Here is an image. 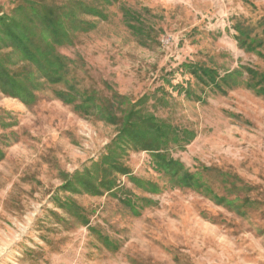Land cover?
I'll return each instance as SVG.
<instances>
[{
  "label": "rangeland",
  "instance_id": "obj_1",
  "mask_svg": "<svg viewBox=\"0 0 264 264\" xmlns=\"http://www.w3.org/2000/svg\"><path fill=\"white\" fill-rule=\"evenodd\" d=\"M250 69L264 0H0V264H264Z\"/></svg>",
  "mask_w": 264,
  "mask_h": 264
},
{
  "label": "trees",
  "instance_id": "obj_2",
  "mask_svg": "<svg viewBox=\"0 0 264 264\" xmlns=\"http://www.w3.org/2000/svg\"><path fill=\"white\" fill-rule=\"evenodd\" d=\"M40 18H41L43 24H44V21L46 20L47 22H49V25L51 26V30H48L45 33L46 39H52L54 42H61V39H59V36L62 34V31H61L60 25H58V23H57L58 17L53 16V13L51 11H46V12H44V14ZM12 24H14V23H12ZM44 27H45V25H44ZM16 28H18V33L15 35L13 34V39L16 42L17 48L20 49V51H22V53L26 54L25 55L26 58H29L27 60H30L31 62H33L34 65L37 67V69L46 68V67L49 69L48 66L51 65V59H52L50 57V55L53 53L51 47L45 46L42 51H39L38 53L34 52L32 50V47H31L30 39L26 36L27 34L24 33L25 31L20 29V27H15L14 30ZM45 29H46V27H45ZM235 30L237 32V35L235 36V38L237 40L238 45L241 48H246V41H245L246 39L243 38L244 30L241 29L239 26L235 27ZM32 45H34V44H32ZM36 50L38 51L37 48H36ZM54 60H57L59 62V60L61 61L62 59H60V57H57V59H54ZM53 72H56V71H53ZM212 72H213L212 69L210 71L205 70V74H211ZM248 73H250V75H249L250 77H248L249 79L246 81V86H248V88H254L256 90V92H258V93H264V73L262 71H259V70L255 71L252 69L248 70ZM43 74L45 75V77L46 76L50 77L52 73L43 72ZM60 77H62V75ZM4 81H6V83L10 84L11 87H17L18 88V86H19V84L14 82V80L11 77L10 78L4 77ZM59 94H60L61 98H63V99L66 98L64 93L60 92ZM113 116H115V115H113L112 113H106L105 117L108 120L110 118H111L110 120H112Z\"/></svg>",
  "mask_w": 264,
  "mask_h": 264
}]
</instances>
